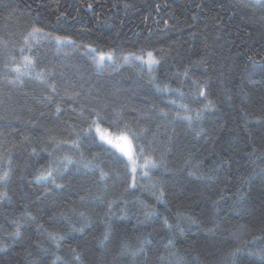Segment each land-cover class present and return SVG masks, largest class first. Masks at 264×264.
Returning <instances> with one entry per match:
<instances>
[{
    "label": "trees",
    "instance_id": "obj_1",
    "mask_svg": "<svg viewBox=\"0 0 264 264\" xmlns=\"http://www.w3.org/2000/svg\"><path fill=\"white\" fill-rule=\"evenodd\" d=\"M148 52L151 71L135 59ZM100 54L113 57L102 68ZM93 121L127 125L157 168L130 187ZM5 171L0 264H264V7L0 0Z\"/></svg>",
    "mask_w": 264,
    "mask_h": 264
},
{
    "label": "snow or ice",
    "instance_id": "obj_2",
    "mask_svg": "<svg viewBox=\"0 0 264 264\" xmlns=\"http://www.w3.org/2000/svg\"><path fill=\"white\" fill-rule=\"evenodd\" d=\"M255 4L259 5L261 7H264V0H255ZM91 7V6H89ZM42 32V29L39 27H34L32 29V32L29 34V36H35L37 33ZM58 42H60L62 40L61 37H56L55 38ZM28 43V40H25V44ZM23 51V49L21 50ZM92 51H95V49H92ZM112 60L113 57L111 54H108L107 56H105V54H100L98 59L94 57V60H96L97 64L99 67H103L105 60ZM125 59H128L127 57H125ZM135 59L140 60L141 63L146 64L149 66V71H151V68L153 65L158 64L159 61L153 56L152 52H148L147 53V58L145 59L144 56H136ZM32 64V60L28 57H25V67H28ZM14 71L17 73V76L15 79L8 81L10 84H17V83H22L23 81L21 80V76L24 75V73H21L20 68H16L14 69ZM42 73L41 74H37V79H40L42 77ZM185 75H187V72H185ZM53 91H55V89L53 88ZM201 96H204L205 93L204 91L200 92ZM174 103V101H173ZM206 107H210L206 106ZM57 111H59V109H57ZM97 117H99V113H96ZM166 115V114H165ZM199 115V113L197 114ZM184 119L187 120H191L192 118L190 116H185ZM93 125L95 126V131L96 133L99 135V138L101 141L111 145L113 148H116L123 157L127 158V166L130 168L132 175V183L130 185V187L135 188L136 187V183H135V174L137 173V169H141L142 171V175L144 177H148L149 176V171L151 169H155L157 168V163L154 159H151L148 155H146L145 153V149L142 146H139L138 144L134 143V139H138V137H136L135 133L131 132L130 129H128V126L125 125V131L120 132L116 135H112L110 133H108L106 130H102L98 121H93L92 122ZM74 147L78 146V144L76 142H74L73 144ZM141 161H143L141 163ZM68 163H72L71 160H68ZM8 172L5 171L2 175H0V182H3L5 180H7L8 178ZM53 172L51 170L46 171V174H41L39 177H37L38 180H48L50 177H52ZM102 177L105 175L103 172L101 173ZM53 183L55 182L54 180L52 181ZM57 187H61L62 185L57 184ZM164 196V192L160 191V195L158 197V199H162ZM83 213H81V216L83 217ZM32 219H35V217H32ZM165 225H168V221L165 219L164 221ZM86 225L81 226V228L79 229H73V231H83V227ZM170 227V225H169ZM14 237L19 238L21 235L20 232V227L17 226L15 232L12 234ZM51 239L53 241L56 240L55 236H52L51 234H49ZM107 234L105 235V240H107ZM172 240L169 239L167 242L166 247H169L172 245ZM57 247H59V243H57ZM0 251H5L4 248H0ZM75 249H73V252L75 253ZM143 249H140V252H142ZM133 255H137L138 253H132ZM59 259V258H57ZM75 259L77 261H79L81 259L80 255H76ZM163 259V257H162Z\"/></svg>",
    "mask_w": 264,
    "mask_h": 264
},
{
    "label": "rangeland",
    "instance_id": "obj_3",
    "mask_svg": "<svg viewBox=\"0 0 264 264\" xmlns=\"http://www.w3.org/2000/svg\"><path fill=\"white\" fill-rule=\"evenodd\" d=\"M255 1V0H254ZM111 134V133H110ZM112 135H114V134H112ZM99 136V135H98ZM103 142V141H102ZM103 143H105V142H103ZM106 145H108V146H110L111 148H113L111 145H109V144H107V143H105ZM113 149H115L116 151H118L116 148H113ZM118 153L121 155V153L118 151ZM122 156V155H121ZM123 157V156H122ZM124 158V160L127 162V158L126 157H123ZM138 171H141V169H139L138 168Z\"/></svg>",
    "mask_w": 264,
    "mask_h": 264
}]
</instances>
